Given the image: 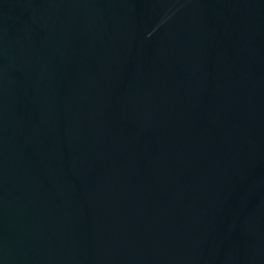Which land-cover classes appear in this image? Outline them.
Instances as JSON below:
<instances>
[{
    "label": "water",
    "instance_id": "95a60500",
    "mask_svg": "<svg viewBox=\"0 0 264 264\" xmlns=\"http://www.w3.org/2000/svg\"><path fill=\"white\" fill-rule=\"evenodd\" d=\"M0 264H264V0H0Z\"/></svg>",
    "mask_w": 264,
    "mask_h": 264
}]
</instances>
